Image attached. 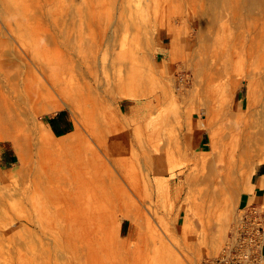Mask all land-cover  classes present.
Segmentation results:
<instances>
[{"label":"rangeland","instance_id":"rangeland-1","mask_svg":"<svg viewBox=\"0 0 264 264\" xmlns=\"http://www.w3.org/2000/svg\"><path fill=\"white\" fill-rule=\"evenodd\" d=\"M174 2L166 12L169 22L157 1L131 13L141 27L134 28L129 19L111 48L114 55L119 51L120 62L131 57L130 50L135 55L136 69L123 88L96 80L106 72L115 75L114 60L103 70L102 27L83 24V39L75 44H69L73 36L67 40L56 28L55 9L71 10V0H0V61L7 71L0 75V91L6 87L15 95L7 85L24 76L17 69L26 60L31 66L23 69L31 77L36 73L46 80L38 65H57L53 73L68 81L64 90L39 89L34 108L23 116V141L17 134L0 135V264H202L210 256L218 257V264L263 263L264 206L255 216L237 206L241 183L264 162V149L245 153L240 122L264 96V62L252 68L248 62L249 4ZM254 9L260 27L264 0ZM212 14L217 20L211 22ZM234 23L241 38L223 40L222 46ZM10 25L19 36L9 32ZM202 28L205 38L200 40ZM223 48L232 69L221 74L215 60ZM200 60L213 72L196 76L193 69L201 70ZM65 62L83 63L85 71L66 74ZM81 75L91 80L90 88ZM238 105L244 111H237ZM57 110L69 118L63 134L49 125ZM200 138L204 151L196 153ZM127 149L135 155V168L121 172L111 157L113 150L119 156ZM68 150L102 157L117 177L107 172L101 181L92 170L80 173V184L69 182L68 167L44 155ZM96 187L121 191L123 205L111 203L114 194L106 197ZM68 189L74 190L75 201L67 197ZM50 203L56 206L52 213ZM129 211L133 216L124 214ZM74 229L85 232L87 260L73 257Z\"/></svg>","mask_w":264,"mask_h":264},{"label":"bare ground","instance_id":"bare-ground-1","mask_svg":"<svg viewBox=\"0 0 264 264\" xmlns=\"http://www.w3.org/2000/svg\"><path fill=\"white\" fill-rule=\"evenodd\" d=\"M84 1L85 0H83V2ZM153 1H157L158 6H163L162 12L164 15L162 18H167V20L166 21L164 20V21L169 22V20H171V16H168V14H166V12L171 11V6L175 3L174 0H140V3H139L140 6L139 5L136 6L134 4V1H132V0H90L89 2L86 1V4L85 3L77 4L76 3L77 0H71V10L66 8V10L64 11V9H62L60 7L56 8L54 15H53V20L56 24V28H58L59 33L63 37H65L67 40H70V38L73 36L74 40H73V42H69V44H75L79 40L82 41L83 35L85 32L83 24H86L87 29L89 27H92V25L102 27V32H103L102 43L105 42L104 44L106 45V48L104 50L105 52H104L103 70H105V68L107 69V65H108L109 60H114L111 62V65H114L115 75L111 76L109 72H106L103 77H101V76L96 77V80L99 84L100 83L102 84L103 82H105L106 84H109L112 86L116 85L118 87L123 86V88H125V87L127 88V85H128L127 82H129L127 79H130V77L134 73V69H136L134 67V65H136L135 55L133 53H131V50H130L129 56H131V57L127 58V60H125L124 62L121 59L122 62H120L119 61L120 57H118L116 55L119 53V51L114 55L112 52V49H113L112 47L115 46L116 40L120 38L119 36L122 34V29L123 28L125 29V26L127 27L130 24L129 19H131V22H133L132 26L134 28L141 27V25L137 24V22H135V19L131 17V13L136 11V9L137 10L141 9V7L143 6L144 3H150ZM193 1L194 0H188L189 3H193ZM258 1L259 0H247V3L249 4L248 10H247V12H248L247 16L248 17L250 16L251 18L247 20L248 26H247V30H245L244 34L248 36L247 38L250 41V43L247 46V55H248V58H251L248 61L249 64L251 65V68L254 66H257L260 61L264 62V24L260 25V27H258L259 25H256L257 18L254 16V13L256 12L254 8L258 5ZM69 13L72 15H70ZM210 19H211V22L217 20V15L212 14L210 16ZM218 20H220V19H218ZM82 21H84V22H82ZM236 23H238V22H236ZM236 23L233 24V29L231 30V33L226 34L227 36H223V37H225V39H222L220 41L222 43V46L224 43V42H222L223 40L228 41V40L235 39L234 40V42H235V41H237V39L239 40L241 38V35H242L240 32L241 30H240V27H238V24H236ZM70 24H72V27ZM67 26L69 27L68 30H66ZM199 27H202V26H199ZM69 29H72V30H69ZM9 32L11 34H15L16 36L18 34V36H19V30H17L16 28H14L11 25L9 26ZM169 33H170V30H169ZM136 35L139 36L138 31L135 32V36ZM245 35H244V37H245ZM122 36H125V34ZM199 37H200V40H203L205 38L204 28L201 29V32L199 33ZM176 42H177V40H175L173 38L171 45H175ZM226 52L227 51L224 48L221 49L219 57L216 58V60H215V62H218L221 64L220 67L217 66L218 69L222 68L223 72L221 74H223L225 71L226 72L231 71V69H232L230 64H229V60H228L229 58H226V57L223 58V56H225ZM256 54H258V55H256ZM205 58L209 62L210 58L209 57H205ZM85 62H84V64H85ZM193 62H191V63L193 64ZM86 63H88V62H86ZM191 63L189 65L187 64V66L188 67L191 66L192 65ZM199 63L202 66L201 70L193 69L196 76H199L200 72H202L205 75L213 72V71L209 72L210 69H208L206 67L207 62L205 60H200ZM23 65H24V67L22 66V67L18 68L17 71H19V70L23 71L22 75H24V76L21 77V79H20V77H19V79L16 78L14 80L13 84L7 85L11 88V90L13 91V93L15 95H11V93L8 92L6 87H5V89H3V91H0V135L8 136V135H16L17 134V135H19V136L16 135L18 137L17 139H20V141H23V139H25L22 135H20V134H24L23 128H22V125L24 123V117L23 116H24V114H27L28 111L31 110L29 107L34 108V102L36 100V95L39 92V89L40 90H43V89L49 90L50 87L53 86V87H59L61 90H64L66 88V82L65 81H67L65 79H59L58 73L57 74L53 73V72L57 71L56 70L58 67L57 65H50V66L38 65L41 73H43L47 77L46 80L42 79L36 73H35V75H36L35 77H31L29 70L23 69L25 67L29 68L31 66V63L29 61L26 60L23 63ZM77 65H78V67H76ZM63 67H64V72L66 74H67L66 71H68L69 69L70 70L74 69V70L78 71V73L81 71H85V70H83L84 69L83 63H77L76 64V63L72 62V64L70 63L67 65L65 62L63 64ZM121 68L125 70L124 73L122 72ZM5 70L6 69H4L2 62L0 61V75ZM5 72H7V71H5ZM82 75H81V77H83ZM18 76H20V75H18ZM262 78L260 79V82H261V84H264V79H262ZM82 79H83V81H85V84L87 85V87L90 88L91 80H87L85 77H83ZM109 79H111V80H109ZM20 81H21L22 85L20 84ZM251 81H254V79L251 78ZM7 93H9V95H6ZM131 94H133V93H131ZM14 97H17V99L12 100V98H14ZM249 98H250V96H249ZM249 98H248V102H249ZM263 99H264L263 95L260 98H258V100L260 102L259 105H261V107H259V105H258V107H259L258 108L254 104V107L252 106V108L250 107L247 110L248 115L246 116V119H244V118L240 119V122L242 123V125H244L243 129H242V137L244 140L243 146L245 148V153H247L249 151L257 152L259 150L264 149V107L262 106V105H264ZM240 109H243V111H244V107L242 105H238L237 111H240ZM53 144L56 145L55 143H53ZM53 148H56V147H53ZM128 150L129 149L122 151L123 153H121V154H124V157H122V158H121V154L118 156V153L116 152V150H113L114 153L112 154V157H111L112 159L110 162L113 163L112 165L117 167V169H119V171H121V172H123V171L124 172H128V171L132 172L133 169L135 168V158H134L135 155L131 149H130V151H128ZM257 154H259V153H257ZM44 155L46 157H50V158L54 157V162H59L58 163L59 165H61V166L66 165V167H68V169H69L68 171L71 175V176H69V178H67V180L69 182L71 180H73V181H77L78 182L77 184H80V182L82 181L81 177L79 176V175H81L80 173L84 174V171L90 172L92 170H95V173L96 172L99 173L97 175L95 174L96 175L95 177L97 179H100L101 181H103V179H104L103 177L105 174H107V172L112 174L113 177H115V178L117 177V175L114 174L113 170L111 169L109 162L106 163L102 157H97L94 155L88 157V156H83L82 154H75L74 155L72 152H69V150L67 152H60V153L54 152V151L53 152H46ZM101 161L104 162L103 163L104 165H99V163ZM100 170H102V171H100ZM95 177L93 179H96ZM88 179L91 180V178H88ZM59 189H61V191H62L64 189V187H59ZM59 189H57V190H59ZM97 190L99 192H101L102 195L104 194L106 197H108L107 193L114 194V196H111V197L109 196V201L111 203L117 202L119 205H123V203L125 201L124 195L121 191L119 193H116L115 192L116 190H114V189L110 192H108V190H106V189L102 190V188H100V189L97 188ZM64 191H66V194L68 195L67 197H69V196L73 197L71 194L74 193V190L72 192L71 191L69 192V189L64 190ZM77 192L79 193L81 191L78 190ZM74 199L75 198L73 197L72 201H75ZM96 206H97V210L98 209L100 210L98 205H96ZM55 208H56V206L52 203H50L48 206V210L51 213L54 212ZM76 208L77 207H75V209ZM48 210L46 212H48ZM30 213H31V211H30ZM55 214L56 213H54L53 215H55ZM124 214L127 215L128 217L133 216V214L130 211L126 212ZM26 216H27V219H29V221L31 222V217H29L28 213ZM101 216H102V212H101ZM53 223H54V221H53ZM87 231H89V230H87ZM84 234H85V232L83 231L81 233L79 229L73 230V239H72L73 257H79V254H80L81 258L87 260L85 258V256L87 255L86 254L87 249L85 248V245L82 244ZM28 244H29V242H28Z\"/></svg>","mask_w":264,"mask_h":264},{"label":"crops","instance_id":"crops-1","mask_svg":"<svg viewBox=\"0 0 264 264\" xmlns=\"http://www.w3.org/2000/svg\"><path fill=\"white\" fill-rule=\"evenodd\" d=\"M69 118L63 110H57L49 120L52 131L56 134H63L68 131ZM203 138L195 142V152L204 151ZM252 205L255 208L264 206V162L258 163L252 172L248 174L241 183V192L237 199L238 208L250 209ZM261 256L264 264V244L261 248Z\"/></svg>","mask_w":264,"mask_h":264},{"label":"built area","instance_id":"built-area-1","mask_svg":"<svg viewBox=\"0 0 264 264\" xmlns=\"http://www.w3.org/2000/svg\"><path fill=\"white\" fill-rule=\"evenodd\" d=\"M261 209H262V207L255 208L252 205V207L250 209H246L247 215H251V216L253 215V216H255L256 214H259V211ZM263 238H264V230H263ZM263 244H264V242H263ZM263 244H262V246H263ZM227 251L229 253L233 254V248H228ZM219 261H220V259L218 257H216V256H210V257L206 258L205 261L202 262V264H218V263H220Z\"/></svg>","mask_w":264,"mask_h":264}]
</instances>
